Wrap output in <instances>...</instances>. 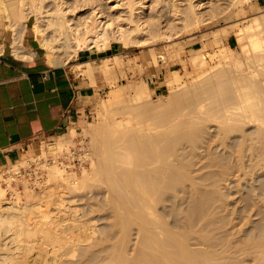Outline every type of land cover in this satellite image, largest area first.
Listing matches in <instances>:
<instances>
[{
  "label": "bare ground",
  "instance_id": "obj_1",
  "mask_svg": "<svg viewBox=\"0 0 264 264\" xmlns=\"http://www.w3.org/2000/svg\"><path fill=\"white\" fill-rule=\"evenodd\" d=\"M26 1H30L28 4L29 6L25 4ZM35 1L36 0H0V25H5L7 29L6 31H10L13 35L16 36L21 25L24 26L25 30H27L32 18L35 17L36 20L34 23L32 22L33 26L31 29L34 31L36 40L39 42L41 48L45 52V59L47 63L53 67L69 63L77 57V54L80 50L96 47L98 48L101 46L104 47V49L110 48V46L103 45H110L112 41H118V38H120V36L118 38H115V36L114 38L110 37L108 29L111 24L107 23L109 25H107L106 27L104 23L102 25L103 21L100 19L104 18V15L102 16L99 14L100 16L98 17V13H96V11L94 12V19L96 22H98V26H91L87 24L89 22H83V25L86 26L82 30L77 27L78 24L77 26H74L73 24L75 23H71L74 21H70L71 19H68V11L66 12L64 7L62 8L60 6V3H58L59 8L56 9L55 13H49V11L45 10L43 6H37ZM61 2H63V0H61ZM126 2L129 8H132L131 6L134 4L135 0H127ZM193 12L194 11L192 10V13ZM44 13H46L45 16H43ZM194 16L195 20L197 21L198 17L196 16V13ZM41 18H44V24L42 23L43 25L41 24ZM254 22V24L249 26V29L253 27L255 28L254 30H256L257 33H253L252 35H250L248 45L241 46L240 50V53H243L246 60L242 59L243 61H241L236 59L233 54V49L225 48L221 49L219 53L220 60L218 61V63L212 65L210 64L211 62L209 63L207 59L208 57L214 56L215 54L208 53L207 55H203L202 53L197 52L196 56L192 58V64L196 69V71L194 70L196 74L193 77L194 82L192 83V85L190 84L191 86L189 85V87H183V89L181 87L185 84L187 85L189 80L184 81V77H179L177 74H175L174 78L170 79L168 83L169 86H171L172 94L170 93V99H168L167 101L170 102L172 106L170 107V105H166L165 107L170 108H167L164 111L162 110L160 112L161 116L158 115V109H155L158 112L155 113L153 111L154 109L151 107L155 104H152L151 100H149L151 96L149 93V88H144L142 92L139 91L143 86H133V89H135V94L131 96L128 95L126 99H121L119 92L115 94L113 92V99L107 100V104H104L106 105L105 113H108L110 108L115 104L121 102L131 103V105L124 107V111H126L128 117L120 121H114L111 124L110 128L104 126L105 128L102 127V130H99L98 128L95 130V132L97 130L102 131L101 135L105 133L104 135H102L103 137H101L100 135V137H97L103 138L101 139L103 140L102 143H100V141L98 143H95L97 139H94L95 141L93 140V149L95 151L93 156H96V160H94L95 162L93 161L94 163L92 164V176L98 181L95 184L96 186L100 183L99 181H102L103 179V183L101 184H105L103 186H107L106 191L109 190V192L111 193H108V191L106 192V194L108 193L107 197L109 196V199L106 197L108 200L107 202L112 200L113 203V205L110 204L109 208L115 210L113 212V216L115 217V215H117V218L115 219L119 220V222H117V225L115 220L113 222L116 226H118L119 223L121 224V232L118 230L119 232L117 233H119V235H121L120 233H122V238L119 236L121 239L119 237L118 238L121 241L119 239L117 240L118 242L116 241L117 243L120 242L119 246H115V243L112 245L113 250H110L111 255H109L111 257V262H115V264H241L242 262L240 263L239 261L243 260V258L244 260H246L247 258L245 259V257H248L247 254L251 251H255L254 247H257V243L258 246L259 244H263L264 246V243L261 242L263 241V239L259 240V242L261 243H259L258 241H256V243L254 242L256 246L250 245V247L248 245L246 246L245 244V246L248 248L245 250L251 251H247L248 253L246 251H242L245 252L246 256H243L242 259L238 258L240 260L237 259V262H229V260H231L232 253L235 250L231 252L230 256L231 245L226 244L227 247H225V245L223 246L222 244L224 250H220L219 247H222L220 245L218 247L220 250L219 252L216 249L218 244H221L220 241H216L218 238H215V242L210 241L211 239H213L212 237H217V235L219 234L212 237H207L208 235H210L209 233H207V231L209 232L211 227H209V230H207L208 228L206 229V225L203 226L204 223H201L200 225L201 227H203V230H201V234L203 233V231H206V233L202 235L195 234L194 237H197V235L199 236L195 239H198V244H201L203 247H198L197 249H195V247L194 250H192L193 248L189 249L192 244L198 245L195 244L197 242L194 243L193 241L189 240V237L192 236L191 234L197 232H194L195 230H193H197L196 226L192 229L193 224L198 226V222H195L197 219H194V213V216L189 215L190 219L185 218L193 224L183 223V225L185 224L184 227L186 229L187 227H189L188 230H186L185 228H181L180 226V224L182 223L181 220L183 219H175L173 222L175 224V227L173 225V229L178 228V230L175 229V231L170 229L172 227L168 226L170 221L172 223V220L169 221V219H166L167 217L161 214L164 213L165 215L166 211H169L170 208H168L167 210H162V208H159V204L163 201V198L165 196V198H168L166 195L167 191L174 190L173 192H170L171 194L177 191L178 188H182L184 189V194H186L187 192L185 190L187 188H185V186H187L188 182H191L192 185L190 186V189L193 190H191L190 192H193L192 194H194V197H192L190 194L189 197H192L193 199L188 200L193 201L194 198H196V204H194L195 201L193 203L191 201L190 203H192L193 206H189V208L194 207V211L197 210L196 213H199L198 217H203L204 207H211L209 204H207L209 203V201L206 202L209 196H213L211 197L212 199L209 198L211 199V202L214 201L213 204H215V202H218L217 200L219 199L225 202L229 198V193H227L228 191L226 193H222V191L220 190L223 188L217 190V188L220 187H217V184L220 185L218 181H221V179L230 181V174H234L236 171H242L244 170V168H252V171H254L253 169L255 167H259L258 163L264 160V37L262 36V32L259 30L261 25L259 23V20L255 19ZM48 31L52 32V34L49 33L50 36H52L51 38H49L47 35ZM118 31L119 30H117L116 32ZM226 33L227 32L225 31L224 33H222L224 34V37ZM121 34L119 33L118 35ZM216 38L214 39L216 41L215 44L217 45L219 40H216ZM122 39L123 38H121V40ZM18 47L19 46L17 38L14 37V41L12 42L13 53L16 56H21ZM109 67L110 66L105 65L104 69L102 68L105 74L111 71ZM90 70L93 71L92 68L88 69V71ZM179 88L183 91H179L178 93L177 90H180ZM148 100L150 101L151 104H149L151 106L147 105ZM126 109L130 110L127 111ZM132 113H136L137 115L131 117ZM158 116L161 120L157 122L156 120L159 119ZM92 126L93 124L90 123L91 128ZM76 135L77 133L74 131L70 137H75ZM95 136L93 135V137ZM216 136L218 137V139H213L216 138ZM70 137L60 136V142L57 145L56 149H60V151L63 149L65 150L66 144L72 141L70 140ZM212 141L213 143H211ZM228 141H230L231 145L228 144V146L226 145L225 147H240V150H238V152L236 151L237 153L234 151V153L237 154V157L233 155V157L235 158H232V164L229 162L231 161L230 158L232 154L230 156L221 153V155L219 156L216 155L217 157L215 155L214 157H212L213 153L215 154L216 152L214 151V147L217 145V143L218 145H220L219 147H224V145L227 144ZM212 144L214 145L211 148ZM202 148L204 149L203 151L200 150ZM197 150H200L201 152L199 153ZM44 151L45 150L42 148L41 153L43 154ZM45 154L46 153H44L43 155ZM89 155L90 154H88V156ZM247 157L251 162H253L254 160L259 161L253 164L257 166L254 167L253 165H250L251 163L247 164L248 162L246 161L248 160L245 161ZM57 160L58 159H56V163L54 166L50 167L48 165L50 167L48 168V170H50V176L48 175V177H50L49 179L51 181H55L56 183H69L72 180L75 181V184H69L70 186H73L71 188V190L73 189L72 191L77 189L76 186L77 184H79V182L84 181L90 175V173L86 172L85 168L83 169V177L81 178L77 176V173H71L72 175L70 176L65 175L63 174L64 170H61L59 165H56L58 164ZM205 160L209 161L205 162ZM213 166L222 167L224 170H221V174L214 173V170L213 172L209 171L211 176H207L208 174L205 173L206 171L204 172V175L201 174L195 176L199 173H196L195 175L193 174L194 171H197V169L195 168L203 170L202 168L205 169ZM208 169L210 170V168ZM208 169L206 170L208 171ZM233 169L236 170L233 171ZM238 172H236V174ZM249 173H247V175H249ZM192 174L194 176H191ZM214 174L215 176L216 174H218V177L221 176V179L218 180V177L215 178ZM224 175H226V177H224ZM257 176L261 177V175ZM208 177H214L215 179H217L216 182L218 183L214 182V185H211L213 188H216L215 190L211 188H209L210 190H205L203 187L205 186V184H203L202 186L201 183H197L200 185L198 187V185L196 184L197 181L195 182V180L198 179L199 181H202V183L203 181H209L210 178ZM240 180L239 184L241 183ZM11 181H7L8 186L12 191H14L12 193L11 199L7 197L6 189H4L0 185V264H90L92 260L93 262L95 260H98L97 258L99 256H102L101 254L103 252L106 251V253H108V248H112L110 247L111 245L108 246V248L105 247L106 249L104 250V247H101L102 250L98 247L99 245L102 246V243L105 244L106 241L102 238L104 242H100L102 239L100 240V238H96V236L100 237L98 235L101 233V230H99L100 228L98 229V226H96V224L94 223L97 221H93V219L95 218L90 221V217L84 216L86 217V219H89L83 221L82 218L84 219V217L81 214H79L82 216L80 220V217H77L76 213H80L78 208H73L74 205L70 204H73L74 202L78 203V201L81 199L80 197V199L77 198L78 200L66 201L62 192L57 197H53V195L45 196V194L44 196L43 194H41V196L39 195L40 197L43 196L42 198H44V201L45 199H47L46 201L49 203L47 207V202L45 201L44 203L43 200H41L42 198L40 199V197H37L38 193L36 194L34 192H31L33 190L28 188L26 189L27 193H25L27 198L30 199H27L29 201L28 203V201H23L21 192H18L14 190V188H12L13 186L11 184ZM18 181H21L23 184L27 183V185H29L27 180L19 179ZM18 181L16 180L15 182L17 183ZM213 181H211L210 184H212ZM226 181L223 182L226 183ZM259 181L263 182L261 180H258L257 182L259 183ZM237 183L238 182H236V184ZM261 186H264V184H260L259 187ZM104 187L99 188L103 189ZM29 189L31 191H29ZM178 190L181 191V189ZM263 190H259L260 192L257 191V193L254 192L257 195L255 199H258V196L260 195L259 193H262ZM174 194L176 195V192ZM188 194L189 193H187V195ZM251 194L253 193H249L247 195ZM110 195H112V198ZM187 195L184 196L187 197ZM198 195H200V197H197ZM215 195L218 198L220 196V198H217V200H215ZM253 195L251 196L253 197ZM184 196L181 195V199H183L182 197ZM236 197L238 198V196ZM252 197L247 196V198L245 199H247L246 201L249 202L253 199ZM177 199H179V197H177ZM188 200L184 202L188 203ZM198 201H202V203H199L200 205H205L203 209H200L203 210V213L201 212L202 214L198 210V206H200L197 203ZM224 202L221 204H224ZM251 202H253L252 206L256 207V211L258 212H254V207H252L251 209ZM251 202L244 203L246 204V209H251V213L254 212V215L261 213V210L263 209L259 208H262V206H259V208H257L258 206L254 205L255 201L252 200ZM19 203H21V205H19ZM50 203L55 204V208L58 209V213H53L52 210L49 209ZM177 203L183 202H181L180 200V202ZM227 203H225L226 205H224L227 206ZM213 204H211L212 208L215 207L216 209L218 203L216 204V206H213ZM221 204L219 207L217 206V210L219 208H224L222 207L224 205L221 206ZM111 205H115L116 207H112ZM194 205H198L197 208ZM244 208L245 207H243V210L240 209L239 211H247ZM157 209L165 211L161 212ZM190 210L192 211L193 209ZM236 210L237 209H235V211ZM93 211L95 210H92L91 212ZM239 211L238 213H240ZM158 212H161L160 215ZM95 213L93 212V214ZM263 214L264 213H261V215ZM161 215L162 218H165L161 219ZM230 215L232 214L230 213ZM234 215H237V213ZM192 216L194 217L193 219ZM246 216L249 217L251 216V214H248ZM220 218L222 217L220 216ZM238 218L239 217H237V219ZM244 218L245 216H243V219ZM261 218H264V216L260 217V219ZM172 219L174 218L172 217ZM227 219L228 218H226V220ZM231 219H233V217ZM163 220L168 221H166V223ZM236 222L237 221H235V223ZM255 224L257 223L255 222ZM207 225L211 226V224ZM260 225V227H264L262 226V224ZM133 226L135 230L132 228ZM259 226L256 225L255 227L257 228ZM201 227L199 228L202 229ZM131 229H133L134 232H138L137 235L139 237L137 235L136 236L139 239V242H137V244H139V246H137L139 251H137L136 249L137 254L134 255L135 257L132 256L133 258H128V255H126L128 253L127 251H125V248L129 247L126 246L127 241L129 240L128 243L131 241L130 236L132 237L131 233L133 232ZM262 229L264 231V228H261V231ZM230 230L226 233H231ZM257 230L259 231V229H256L254 231ZM114 232L111 233L115 234ZM213 232L214 231L212 229V234H215ZM263 233L264 232H261V234ZM129 234L131 235L129 236ZM249 234H252V232H250ZM229 235L230 234H228V236ZM27 236L29 237L27 238ZM221 236L222 238L224 236L227 237V234H224V236L220 235L218 237L220 238ZM255 236L257 235L255 234ZM25 237L27 239H25ZM126 237L129 238L126 239ZM250 238L251 237H248V239ZM257 238H261V236ZM222 240L227 241L226 239ZM240 240L242 241L241 238ZM124 241H126V245H124ZM189 241H191L192 244ZM225 241L222 242L225 243ZM189 243L191 244L190 246ZM233 243H231L232 247H234L233 249L238 250L239 248H241L238 250V252L235 251L234 253L237 256H239L238 254H243L240 252L241 250H244L243 241L242 243L238 242L240 243V245L242 244L239 247L234 246L235 244ZM261 246H259V249H264V247ZM97 247L100 250H93ZM118 247L120 248V250L118 249ZM256 252L260 253L258 249ZM262 253L259 256H261ZM109 256L107 257L110 258ZM259 258L261 259V257ZM99 259L102 258L99 257ZM260 259L256 261H260ZM263 261L264 259L261 260V262Z\"/></svg>",
  "mask_w": 264,
  "mask_h": 264
},
{
  "label": "rangeland",
  "instance_id": "obj_2",
  "mask_svg": "<svg viewBox=\"0 0 264 264\" xmlns=\"http://www.w3.org/2000/svg\"><path fill=\"white\" fill-rule=\"evenodd\" d=\"M126 1L127 0H63V2H61V0H36L35 1L37 6H39V5L43 6L45 8V10L49 11V13H55L56 9L59 8L58 3H60V6L62 8L64 7L66 12L68 11L67 12L68 13L67 14L68 19H71L70 21H74L71 23H75V24H73L74 26H77V24H78L77 27H79V29H82V30L86 26V25L85 26L83 25V22H89L87 24L91 25V26H98V22H96L94 19V12L96 11V13H98V17L100 15H102V16L104 15L103 16L104 18L100 19L103 21L102 25L104 23L105 27H106L107 25H109L107 23L111 24L112 27L110 26L108 29V33L110 34V37L114 38V36H115V38H118L120 36V38H118V41H112V42H115L117 45H119V46H117V56H115V59L113 61H109V60L103 61L102 65L98 66V69L101 70L102 73L107 77L108 89L103 94L101 100H99V102L94 105L93 113L90 115V118L88 120H86V123L82 126V128H80L79 130L75 129L77 132V135L75 137L74 136H72V137L74 139L75 138L76 139L74 140L72 137H70V132H68V133H65L63 135L66 137H70V140H72V141L70 143L66 144L65 150L63 149L60 151V149H56L57 145L60 142L59 141L60 136H59V137L44 141L43 143H41V145L39 147H37V149L35 151L27 154V157H25V158H31L32 157V159H38L37 165L39 167H41V170H42L41 172H43L42 175L44 178L43 179L44 182H43V184H41V186H38L35 188L32 184H29V185H27V183L23 184L21 181H18L16 184L12 185L13 186L12 188H14V190L21 192L22 197H23V201H25V202L30 200L27 198V196L25 194V193H27L26 189H28V188L33 190V191H31L29 189V191L34 192L36 194L38 193L37 197H40L41 194H43V196L45 194V196L46 195H53V197H57L62 192L66 201L78 200L77 198H79V197L82 199L81 200L79 198L80 200L78 201V203L74 202L73 204H70V205H74L73 208H78L80 213H78V212L76 213L77 217L78 218L80 217L79 220L82 218V216L83 217L84 216L90 217L91 218L90 221H92V219L95 218V219H93V221L97 220L96 221L97 223L96 222H94V223L96 224V226H98V229L100 228L99 230H101V233L100 234L98 233L99 234L98 236H100V237L96 236V238L97 239L100 238V240L103 238L106 241L105 244L102 243L101 244L102 246L99 245L98 247L101 250L103 247H104L103 248V250H104V249L108 248V246H110V245H111L110 247H112L110 249L108 248L109 250L107 249V251H109L108 253H106V251H105L101 254L102 256H99L102 259H99V257H98L97 258L98 260H95L94 262L92 260L90 264H115V262L110 261V259H111V257L109 256V255H111L110 250L111 251L113 250L112 245L114 243H115V246H117V245L119 246L120 242L117 243L118 242L117 240L122 235V233H120L121 235H119V233H117L121 230V228H120L121 224L119 223L118 226H116L117 222H119V220L115 219V218H117L116 217L117 215H115V217L113 216V212L115 210H112L109 208L110 204L113 205L112 200L109 201L111 203L107 202L108 201L107 198L109 199V196L107 197V195H108V193H110L109 190H107L108 193L106 194V192H107L106 187L107 186L104 187L103 185H105V184H103V185L101 184V183H103L102 182L103 179H102V181H99L100 183L96 186L95 184L98 181L96 180V178H94L92 176V164L95 162L94 160H96V156H93V154L95 153V151L93 149V147H94L93 146V144H94L93 140L97 139L98 140V141L96 140L97 142L94 140L95 143H98L99 141H100V143H102L103 140H101V139H103V138H97V137H100V136L103 137L102 135H104L105 133L101 135L102 131H99V130H102V127L103 128H105V127L110 128L111 124L114 121H120V120L128 117V114H126V111H124L125 110L124 107L131 105V103L121 102V103L115 104L114 106H112L110 108L108 113H105L106 105H104V104L105 103L107 104V102H108L107 100L113 99L112 96L117 92L120 93L121 99H126L128 95L131 96V95L135 94V89H133V86H135V87L136 86L137 87L143 86L142 88H140V90L138 88V90L140 92H142V90H144V88H149V93L151 95L149 100H151L152 104H155V105L151 106L150 105L151 103L149 100L147 101V105H150L154 109L153 111L155 113L157 112V110H155V109H158L159 113L158 112L157 113H158V115L161 116L160 112L162 110L164 111L165 109L170 108L172 106L171 103L167 101L168 99H170V96L172 94L171 93V90H172L171 86H169V83H168L170 81V79L174 78L175 74H177L179 77L180 76L184 77L183 78L184 81L189 80L187 85L185 84L181 88L189 87V85L190 84L192 85V83L194 82L193 77L196 75L195 74L196 69H195L194 65L192 64V58L194 56H196L197 52L202 53L203 55H207L208 53H212V54L217 55V56L214 55V56L208 57V59H207L209 61V63L211 62L210 64L215 65L220 60L219 53H220L221 49L232 48L234 57L238 60L243 61L242 59H245V58H244L243 53L242 54L240 53L241 46L248 45V43H249L248 41L250 39L249 36L252 35L253 33H257V31L254 30L255 28L252 27V28H250L252 30L249 29V26L256 23V22H254L255 19L259 20V23L261 24L259 30L262 32V34H263L262 36L264 37V0H135L134 4L131 6L132 8H129ZM29 2L30 1H26L25 4L27 6H29L28 5ZM63 3H65V4H63ZM192 10L196 13V16L198 17V19H197L198 22L195 20V16H194L195 13L193 12L194 13L193 14ZM45 15H46V13H44L43 16H45ZM72 19H74V20H72ZM35 20H36V18L33 17L30 24H29V27L27 29L28 32H27V30H25L24 26H22V25L18 29L17 35L19 38L22 39L23 43H25V39L27 38V36H29L30 31H32L34 33V31L31 28H32ZM40 20H42L41 24L42 23L44 24V22H43L44 18H41ZM246 27H248V28H246ZM254 27H255V25H254ZM117 30L121 31V32H119V31L118 32L120 34L121 33L122 34L118 35L119 33L116 32ZM224 31L227 32L225 34V37H224V34H222V33H224ZM240 31H242V32H240ZM218 32H219V34H218ZM49 33L52 34V32L51 31L47 32L48 37L51 38L52 36H50ZM240 33H242V34H240ZM4 35H5L6 41L8 43H11L12 32H10V31L5 32L4 31ZM121 38H123L122 40H124V41H122ZM214 38H216V40H219L217 45L215 44L216 41ZM229 44L231 46H229ZM103 46H110V45H103ZM96 49L100 52L101 55H104L109 50V48L104 49V47H102V46L98 47V48L96 47ZM40 50H41L43 56L45 57L44 50H42L41 47H40ZM155 61H156V63H155ZM105 65L110 66L109 68L111 69V71L106 73V74L104 73V70H103ZM49 66H51V65L49 64ZM173 72H174V75H173ZM160 84H164L166 87L162 88L157 93L155 90V86H161ZM144 86H146V87H144ZM150 87L153 90H151ZM179 91L182 92L183 90L182 89L177 90L178 93H179ZM113 92H114V94H113ZM167 102L170 104H168ZM166 105L167 106L170 105V107H165ZM150 106H148V107H150ZM160 108H162V109H160ZM128 110H130V109H128ZM135 115H137V114L132 113L131 117H134ZM153 120H151V121H153ZM159 120H161L160 117L156 121L158 122ZM90 123L93 124L92 128L94 129V131L90 127ZM100 126H101V128H100ZM97 128L99 130H97L95 132V130ZM93 132H94V134H93ZM97 132L100 134H98ZM86 133H89L90 135L86 134ZM63 135H61V136H63ZM93 135L94 136L98 135V136H95L96 137L95 138V137H93ZM213 139H218V137L216 136V138H213ZM211 143H213V141ZM53 144H55L56 146ZM228 144L231 145L230 141H228L227 144L224 145V147L223 146L219 147L220 145H218V143H217L216 146H218V147H216V146L214 147V151H216V152H215V154L213 153L212 157H214V155L219 156V155H221V153H224L225 155H230V156L232 154V156L230 158L231 161H229L232 164V161H233L232 158L233 159L235 158V157H233V155H235V156L237 155L236 153L238 152V150H240L239 149L240 147L239 146H236L235 148L225 147L226 145L228 146ZM213 145L214 144H212L211 148L213 147ZM42 148L45 150L44 151V153H46L45 155H43L44 153L43 154L41 153ZM215 148H217V149H215ZM224 148L229 150V151L225 150ZM232 149H234V150H232ZM200 150L203 151L204 149L202 148ZM200 150H197V151L200 153L201 152ZM230 151H232V152H230ZM234 151L235 152L237 151V152L234 153ZM209 152H211V151H209ZM88 154H90V155L88 156ZM56 159H58L57 160L58 164H56V165L57 166L59 165L60 169L64 170L63 174L70 176V175H72L71 173H73V174L77 173V176L81 178V177H83V169L85 168L86 172L90 173L89 177L86 178L84 181L79 182V184H77V186H76L77 189L74 191H72L73 189L71 190V188L73 186L69 185L70 183L75 184V181H73V180L70 181L69 183H66V182L65 183H59V182L56 183L55 181H54L55 182L54 183L53 181H51L49 179L50 177H48L49 172H50V170H48V168L55 165ZM246 160H248V161H246ZM207 161H209V160H207ZM207 161L205 160V162H207ZM245 161L248 162L247 164L251 163L250 165L255 164V162L256 163L259 162L256 160L251 162L248 159V157L245 159ZM229 162H228V164H229ZM234 162H233V164H234ZM258 164H259L258 168L255 167L257 165H253L255 167L253 170L255 171V169L257 168L255 172H258V173H255L254 171H252V168H246V169L244 168V170H242V171H239V172L236 171V172H238L237 174H236V172L234 174H230L231 175L229 177V179L231 178L230 181L229 180H227V181L222 180L221 176L218 177V174H216V176L214 174L215 178L218 177L217 178L218 180L221 179V181H218L220 185L217 184V187H219V186L220 187L217 188V190L218 189L220 190V188H223L220 190V191H222V193H226L227 191H228L227 193H229V195H228L229 198L227 199V201L224 202L222 200L224 202V204L228 202L227 206H225L226 204L225 205L221 204L223 202L221 201V199H219L220 196H219V198L216 197L217 194L215 195V197H216L215 200H217V198L219 200H217L218 202H215V204H213L214 201L211 202V199H212L211 197H213V196H209L208 200L206 202L209 201V203H207V204H209L211 207H209L208 205H207L208 207H204L205 206L204 204H203V206L200 205L199 203H202V201L197 202L198 205H200V206L194 205L196 208H197V206L199 207L198 210L200 211V213L201 212L203 213V210H200V209H203V207H204V213H203L204 216L198 217L199 213L198 212L196 213L197 210L194 211V209H195L194 207L189 208V206H193L192 203L194 201H195L194 204H196V198H194L193 201L188 200V199H193L192 197H194L193 196L194 194H192L193 192L192 193L190 192L191 190H193V189H190V186L192 184H191V182H188L187 186H185V188H187L185 191L187 193H189L188 195H187V193L184 194L185 192L183 191L184 189H182V188H178V189H181V191L178 189H177V191H175L176 195L174 194L175 192L170 194V192H173L174 190L166 192V195L169 199L165 198L166 197L165 196L163 198V201L159 204V208L160 209L162 208V210L163 209L167 210L168 208H170V209H169V211L168 210L166 211L165 215H164V213H161V212H164L165 210L162 211L160 209H157L158 211H161V212H158L159 215L161 213L163 216L167 217L166 219H169V221L172 220V223L170 221L168 224V226L172 227L170 229L178 230V228L173 229V225L175 227V224L173 223L174 220L175 219L187 220L185 218L190 219V216L193 215V213H194L195 216L194 215L193 216L195 218L192 216V219L194 218V219L198 220V221L197 220L195 221V222H198V226L194 225L192 222H189V220H187V221L181 220L182 223L181 224L179 223L181 228H185L184 227L185 224L183 225V223L193 224L192 229L195 228V226L197 227V230L193 229V230H195L194 232L197 231L196 233H192V231H191L192 234L191 233L190 234L193 237L190 236L192 238L189 237V240L193 241L194 243L197 242L195 244L199 243L197 241L198 239L196 240L195 238H198L199 237L198 235H202V234L206 233V231H203V233L201 234V230H203V227H201L200 224L204 223L203 226L206 225V229L208 228L207 230H209V227H211L210 228L211 231L210 230H209V232L207 231V233L210 234V235L207 234L208 235L207 237H212V236L219 234V235H217V237L216 236L212 237L213 239L210 240V241L215 242V240L218 238L216 241L217 242L220 241L221 244H218L216 249L219 252L221 249L224 250V247H223L224 245H225V247H227V245H231L230 256H231L232 251L235 250L238 252V250L241 249V248H239L238 250L233 249L234 247H232L231 243H233V242L242 243V241H243L244 247L243 246L242 247L244 248V250H241L240 252L243 253L244 255L241 254L242 255L241 256L240 254H238L239 256H237L234 253L235 252L234 251L232 253L231 260H229V262L230 261L231 262H237L238 260H240L238 258L242 259L243 256H246L245 252H242V251H246V252L248 251V250H245V249H248L246 247L247 245L248 246H250V245L256 246L254 244V242L255 243H256V241L259 242L260 239H263V241H261V242L264 243V233L261 234V232H264L263 229L261 231V228H264V227H260L261 226L260 224H262V226H264L263 225L264 224L263 223L264 218H261L263 220L260 219V217L264 216V214L261 215V213H264V208H263L264 207V205H263L264 204V201H263L264 200V198H263L264 197L263 196V194H264L263 189L264 188H262L264 186L259 187L260 184L261 185L264 184V160L260 161V163H258ZM216 167L217 166L208 167V168H210V170L208 168H205V169L202 168L203 170H199V168H195V169H197V171H194L193 174L195 175L196 173H199V174H196L195 176H198L201 174L204 175V172L206 171L205 173L208 174L207 176H211L209 171L213 172V170H214V173H220L221 174V170H224V169L222 167H219V166L217 168ZM206 169H208V171ZM236 169H233V171ZM259 169H261V170H259ZM247 173H249L250 176L247 175ZM193 174L191 176H194ZM243 174H245L246 176ZM257 175H261V177L257 176ZM224 177H226V175H224ZM208 178H210V180L207 179L209 181H203V183H202V181H199V179L195 180V182L197 181L196 184L201 183L202 186H203V184H205V186H203L205 190H210L209 188L215 190L216 188H213L211 185H214L213 183L216 182L217 179H215L214 177H208ZM240 179H244V180H240ZM98 180H101V179H98ZM239 180L241 182L240 184H239ZM258 180H261L263 182L259 181V183H260L259 184L257 182ZM211 181H213L212 184H210ZM223 181H226V183H224ZM51 182H53L54 184ZM218 182H216V183H218ZM221 182H223V183H221ZM236 182H238V183L236 184ZM233 184H234V187H233ZM24 185L25 186L27 185L28 187L26 186V188H25ZM67 185H69V186H67ZM100 185H102V186H100ZM197 185H198V187L200 186L199 184H197ZM94 186L97 188L104 187L105 189L104 188L103 189H101V188L97 189ZM214 187H216V186H214ZM257 187H258V189H257ZM3 188L4 189L6 188V191L10 193V194H7V197H9L11 199L12 193L14 191H12L8 185L4 186ZM191 188H193V187H191ZM241 188H244V189H241ZM259 188H262V189H259ZM259 190H263L262 193H259L260 194L259 196L263 199H261L258 196V199L260 198L258 201V199H255V198L257 197V195H256L257 191L260 192ZM168 192L170 195L168 194ZM254 192H256V193H254ZM249 193H253L255 195L251 194V195H253V197H252L251 195H247ZM177 194H179V195H177ZM190 194L192 197H189ZM181 195L182 196L187 195V197H189V198L184 196V197H182L183 199H181V197H180ZM110 196L112 198V195H110ZM236 196H238V198ZM240 196L243 197L244 199L247 198V196H250L253 198L252 200H254L255 203H257V204L259 203L258 205L254 203V205L258 206L257 208H259V206H262V208H259V209H263V210H261V213L257 214L260 217H258L257 215H254L258 211H256V207L252 206L253 202H251L252 201L251 198H250L251 201H249V202H251L250 203L251 209H252V207H254L255 213L254 212L251 213V209H249V208L246 209V204H244V203H249V202L246 201L247 199L244 200ZM42 197H40V199ZM177 197H179V199H177ZM195 197H196V195H195ZM197 197H200V195H198ZM230 197H231V200H230ZM209 198H211V199H209ZM226 198H227V196H226ZM165 199L167 200V203H166ZM41 200H43V202L45 203V201L47 199H45V201H44V198H42ZM180 200L183 203H177V202H180ZM186 200H188L187 202L189 203V205H188V203L184 202ZM239 200H241V201H239ZM191 201H192V203H190ZM244 201H246V202H244ZM28 203H29V201H28ZM234 203L235 204L237 203V204L235 205ZM261 203H263V204H261ZM48 204L49 203L47 202L46 203L47 207H48ZM211 204H213V206H216V204H217L218 207L221 204V206L224 205V206H222L224 208H221V209L219 208L220 210L219 209L217 210L218 207L216 206V209H215V207H213L214 208L213 209ZM19 205H21V203H19ZM165 205H167L168 207ZM114 206H112V207H114ZM55 207H56L55 204L50 203L49 209H51L53 213H58V209ZM243 207H245L244 209L247 211H245V212L239 211L240 209L243 210ZM157 208H158V206H157ZM190 209H193V210L191 211ZM235 209H237L236 210L237 212L235 211ZM92 210H95L93 212L94 213L96 212V213L93 214V212H91ZM216 210H217V212L219 211L218 213L220 215L216 212ZM223 210H224V212H223ZM225 210H228L229 213H228V211H225ZM238 211L240 213H238ZM235 212L237 213V215H234V214H236ZM230 213L232 215H230ZM242 213H243V215H242ZM79 214H81L82 216ZM168 214H169V216H168ZM248 214H251V216H249L250 218L248 216H246ZM162 215L160 216V218L164 219L165 217L162 218ZM220 216L222 218H220ZM243 216H245L246 220H245V218L243 219ZM254 216H255V218H254ZM86 217H84V219L82 218V220L86 221L87 219H89V218L86 219ZM172 217L174 219H172ZM224 217L228 218L227 219L228 221ZM232 217H233V219H231ZM237 217H239L240 219L238 218L239 219L238 220ZM114 220L116 221V225L113 222ZM163 221H165V220H163ZM166 221H168V220H166ZM192 221H194V220H192ZM235 221H237V222L235 223ZM249 222H251L252 224ZM255 222L257 224H255ZM207 224H211V226L207 225ZM256 225H258V226L260 225L259 226L260 228L259 227L256 228L255 227ZM190 226H192V225H190ZM199 227H201L202 229H200ZM132 228L135 230L134 226ZM188 228L189 227H187V229L186 228L185 229L188 230ZM133 229H131L133 231L131 233L132 237L130 236L131 234H129L131 241L128 243L129 240L128 241L126 240L127 245L125 244L126 241H124V245L129 246V247L125 248V251H127V253H128V254H126V255H128V258H130V257L133 258L132 256L137 254L136 252L139 251V249L137 247V246H139V244H137V242H139V239L137 238L138 232H134ZM190 229H191V227H190ZM212 229L214 231L213 233H215V234H212ZM253 229L254 230L259 229V231H261V232H259L258 230L254 231ZM229 230L231 231V233H226ZM248 230H251V231H248ZM136 231H138V230H136ZM247 231L249 233L252 232V234H249ZM253 231H254V233H253ZM111 232H114L115 234H112ZM111 234H112V236H111ZM195 234H198L197 237H194ZM224 234H227V237L224 236ZM228 234H230V235L228 236ZM255 234L257 236H255ZM220 235H223L224 237L222 238V236H221L219 238L218 236H220ZM236 235H237V237H236ZM248 235H250V236H248ZM251 235H253L255 237H253ZM247 236L251 237V238L248 239ZM260 236H261V238H257ZM28 237L29 236H27V238ZM113 237H115V238H113ZM239 237L242 239V241L240 240ZM27 238L25 237V239H27ZM127 238H129V237H126V239ZM243 238H244V240H243ZM103 239L101 241L100 240L99 241L104 242ZM192 239H194V240H192ZM219 239H221V240L226 239L227 241L222 240V241H225V243H224ZM191 241H189V242L192 244ZM230 241H231V243H230ZM135 242H136V244H135ZM228 242H229V244H228ZM261 242H259V243H261ZM190 243H189V246L191 245ZM237 243H233V244H235L234 246L239 247L242 245V244L240 245V243H238L239 244L238 245ZM250 243H253V244H250ZM121 244H120V246H121ZM222 244H223V246H222ZM245 244H246V246H245ZM220 245L222 247H219ZM261 245L263 246V244H261ZM261 245L259 244V246H261ZM259 246L257 243V247L256 248L254 247L255 253L252 252L251 250L250 251L252 253L250 251H248L250 253H248V252H247L248 254L246 253L248 257H245V259L246 258L247 259L244 260V258H243V260H241L239 262L240 263L242 262L243 264H256V263L264 264L263 263L264 261L261 262V260L264 259V253H262V252H264V249L260 250ZM98 247L93 249V250H95V251L100 250V249H98ZM198 247L201 248L203 246L201 244H198V245L192 244V246H190L189 249L193 248L192 250H194V248L197 249ZM218 247L220 248V250ZM118 249L120 250L119 247H118ZM136 249H137V251H136ZM249 249H251V248H249ZM254 249H252V250H254ZM257 249L259 250L260 253L256 252ZM261 253L263 255V258H262V255L259 256ZM234 255H235V257H234ZM107 256H109L110 258H108ZM259 257H261V259ZM256 258H258V259H256ZM259 259H260V261H256Z\"/></svg>",
  "mask_w": 264,
  "mask_h": 264
},
{
  "label": "crops",
  "instance_id": "obj_3",
  "mask_svg": "<svg viewBox=\"0 0 264 264\" xmlns=\"http://www.w3.org/2000/svg\"><path fill=\"white\" fill-rule=\"evenodd\" d=\"M6 30L1 24L0 169L35 151L44 141L68 132L71 136L82 128L108 89L107 77L98 66L113 61L119 46L111 42L104 55L96 48L80 50L69 63L53 67L43 56L35 33L30 31L25 43L12 34L8 43ZM14 37L21 56L13 53ZM90 66L93 71H88ZM160 85L155 86L157 93L166 87Z\"/></svg>",
  "mask_w": 264,
  "mask_h": 264
},
{
  "label": "built area",
  "instance_id": "obj_4",
  "mask_svg": "<svg viewBox=\"0 0 264 264\" xmlns=\"http://www.w3.org/2000/svg\"><path fill=\"white\" fill-rule=\"evenodd\" d=\"M25 157H27L26 153H24L20 159L16 160L11 165H6L0 169V185L2 187L8 185V180H12L11 184L13 185L16 184L15 181H18L19 179L27 180L28 183L32 184L35 188L43 184V172H41V167L37 165L38 159ZM7 194L10 193L7 192Z\"/></svg>",
  "mask_w": 264,
  "mask_h": 264
}]
</instances>
